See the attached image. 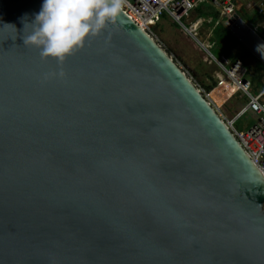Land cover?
Segmentation results:
<instances>
[{
	"label": "water",
	"instance_id": "95a60500",
	"mask_svg": "<svg viewBox=\"0 0 264 264\" xmlns=\"http://www.w3.org/2000/svg\"><path fill=\"white\" fill-rule=\"evenodd\" d=\"M42 4L0 0V264H264V175L183 69L121 10L52 76Z\"/></svg>",
	"mask_w": 264,
	"mask_h": 264
},
{
	"label": "built area",
	"instance_id": "2783aa9c",
	"mask_svg": "<svg viewBox=\"0 0 264 264\" xmlns=\"http://www.w3.org/2000/svg\"><path fill=\"white\" fill-rule=\"evenodd\" d=\"M262 1L261 4L264 6V0ZM239 2L240 0H125L122 10L138 26L154 38L151 30L156 22L164 16H168L174 22L188 30L192 28L187 27L192 12L201 5H212L222 14L223 19L227 21L232 17L240 18L238 15ZM215 60L221 67L224 76L228 78V86L231 85L248 98L244 109L238 113L236 118L228 119L222 116L204 93L198 89L197 85L196 88L219 113L227 128L264 175V89L258 94L252 92L250 74L244 61L236 59L232 62H227L226 60H218L216 58ZM248 113L257 116L256 122L246 130L238 129L236 127V121Z\"/></svg>",
	"mask_w": 264,
	"mask_h": 264
},
{
	"label": "clouds",
	"instance_id": "9594fccd",
	"mask_svg": "<svg viewBox=\"0 0 264 264\" xmlns=\"http://www.w3.org/2000/svg\"><path fill=\"white\" fill-rule=\"evenodd\" d=\"M124 4L125 0H43L24 45L38 49L41 59H55L60 71L50 75L63 78L66 58L114 23Z\"/></svg>",
	"mask_w": 264,
	"mask_h": 264
},
{
	"label": "rangeland",
	"instance_id": "374dc122",
	"mask_svg": "<svg viewBox=\"0 0 264 264\" xmlns=\"http://www.w3.org/2000/svg\"><path fill=\"white\" fill-rule=\"evenodd\" d=\"M258 15L253 16L254 23L258 24L260 30L264 31V16ZM194 20L195 18L190 23ZM190 23H187V27H191ZM151 32L157 43L163 47L174 61H177L176 63L222 116L228 119L236 118L238 113L244 109L248 98L231 85L228 86L227 82L229 80L224 76L221 67L215 60V57H219V47L210 48V53L214 56L213 58L208 52L209 49L199 42V38L203 37L207 44L210 45L212 42L210 35H207L206 31L201 32V34L198 33V35L197 33H189L188 30L168 16L159 19ZM218 33H216V36ZM204 40L201 41L205 43ZM255 64V59L246 62V65L249 66H254ZM214 83L221 84V91L207 92L205 87H213ZM216 99L217 103L215 102ZM252 116L253 114L249 113L242 117L238 120L237 126L243 127Z\"/></svg>",
	"mask_w": 264,
	"mask_h": 264
},
{
	"label": "crops",
	"instance_id": "0c3cea01",
	"mask_svg": "<svg viewBox=\"0 0 264 264\" xmlns=\"http://www.w3.org/2000/svg\"><path fill=\"white\" fill-rule=\"evenodd\" d=\"M262 2H263L262 0H240L238 15L242 20L250 24L252 28H254V30H256L264 38V31L260 30L258 28V24H255L253 20L254 18L253 16H257L258 14H260V16H264V6H262L261 4ZM215 11L217 12V10L212 5L203 4L198 9L192 12L190 16L191 18L188 22L190 23L192 19L195 18V20L192 23H190L192 27L194 24L199 23V21H202V23L200 24L197 30V35L198 33L201 34V32L206 31L207 35H210L212 42L209 45L207 44V42L204 40L203 37L202 38L198 37V38L200 40H204L205 44L208 45L210 48L219 47L218 48L220 50L219 57H215V58L218 60H226L227 62H232L238 59V56L242 55L244 51H248L249 55L244 60L245 65H246V62H248V60H252V59L256 60V64L254 66L246 65L247 68L249 67L253 69L254 67H256V65H259V64L264 65L238 39H236L230 33L228 34L229 41L224 40V38H221L222 36H224L223 29L227 31L224 26V22L226 21L223 19L224 17L222 16V14L219 13L218 16L214 15ZM217 32L219 33L216 36ZM219 43L221 44V48L219 46ZM210 48H209V51H210ZM227 48L233 49V56L231 58H229L228 55H226L225 51ZM251 76L252 74L250 75V81L252 83V92L254 94H258L262 89H264V79L262 80L261 85H258L256 83H253ZM241 118H239L238 120H240ZM238 120L236 121V127L240 130H246L256 122L257 116L253 114V116L249 118L248 122L243 127L237 126Z\"/></svg>",
	"mask_w": 264,
	"mask_h": 264
},
{
	"label": "trees",
	"instance_id": "16d2710c",
	"mask_svg": "<svg viewBox=\"0 0 264 264\" xmlns=\"http://www.w3.org/2000/svg\"><path fill=\"white\" fill-rule=\"evenodd\" d=\"M214 15L218 16L219 12L215 11ZM223 32H224V36H222L221 38H224V40L229 41V39H228L229 32L225 31V29H223ZM230 43H231V41H230ZM219 46L221 48V44L220 43H219ZM225 52H226V55H228L229 58H231L233 56V49L232 48H227ZM248 55H249V52L248 51H244L242 55L238 56V59L244 61ZM248 72L252 74L251 77H252L253 83L261 85V82L264 79V65H261V64L256 65V67H254L253 69L248 67ZM205 89L209 93H212V91L219 92V91H221V84L214 83L213 87H205ZM215 102L216 103L218 102L217 99L215 100Z\"/></svg>",
	"mask_w": 264,
	"mask_h": 264
},
{
	"label": "bare ground",
	"instance_id": "6f19581e",
	"mask_svg": "<svg viewBox=\"0 0 264 264\" xmlns=\"http://www.w3.org/2000/svg\"><path fill=\"white\" fill-rule=\"evenodd\" d=\"M201 23H202V21H199V23L194 24L191 29H188V31L191 32L192 34L193 33H197V30H198V28H199V26H200ZM199 42L201 43V45L207 47L208 49L210 48L205 43H203L200 39H199Z\"/></svg>",
	"mask_w": 264,
	"mask_h": 264
}]
</instances>
